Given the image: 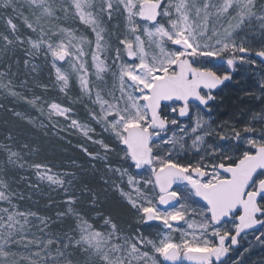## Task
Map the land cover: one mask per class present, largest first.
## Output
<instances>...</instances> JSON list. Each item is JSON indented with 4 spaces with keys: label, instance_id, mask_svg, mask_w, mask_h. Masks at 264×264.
Instances as JSON below:
<instances>
[{
    "label": "snow or ice",
    "instance_id": "6c2138e0",
    "mask_svg": "<svg viewBox=\"0 0 264 264\" xmlns=\"http://www.w3.org/2000/svg\"><path fill=\"white\" fill-rule=\"evenodd\" d=\"M114 15L123 22L115 33L106 27ZM0 21V56L27 45L28 57L50 58L54 84L65 94L70 76H77L81 92L99 106L90 110L91 119L112 140L93 141L104 155L88 153L105 162L109 175L102 182L135 213L136 223L159 222L155 237L126 233L112 214L97 210L100 196L85 184L88 207L102 220L96 228L76 207L77 173L29 163L26 157L38 156L39 145L17 143L9 133L11 143H0V202L7 204L0 207V264H229L226 257L241 234L259 232L255 239L264 244V107L242 128L227 120L214 127L202 114L212 111L214 90L232 79L229 69L256 63L251 41L241 36L245 30L261 38L255 56L264 63V0H0ZM69 21L94 39L65 26ZM22 27L30 34L23 35ZM214 61L227 67L221 72ZM11 75L10 66L0 71V89L36 106L40 97H23ZM260 89V96L245 95L264 105V80ZM45 103L49 118L70 119L91 139L95 129L72 119L70 107ZM171 114L194 119V125L180 126ZM170 125L180 135L168 136ZM117 149L121 163L113 167L108 153ZM25 166L37 181L64 193L66 207L55 220L21 212L14 203L23 193L10 190L4 177ZM29 218L39 222L35 232ZM65 219L74 226L53 233L51 225ZM243 255L232 264H244Z\"/></svg>",
    "mask_w": 264,
    "mask_h": 264
},
{
    "label": "rangeland",
    "instance_id": "374dc122",
    "mask_svg": "<svg viewBox=\"0 0 264 264\" xmlns=\"http://www.w3.org/2000/svg\"><path fill=\"white\" fill-rule=\"evenodd\" d=\"M19 23V21H17ZM122 18L113 16V19L111 22H106V27L110 32H117V25H121V28L119 29L122 31ZM0 26H2L3 29V22L0 21ZM65 26H70L75 29H79V34H84L88 36L90 39H94V36L90 33V31L85 30L83 25H80L77 22L69 21L65 24ZM226 26V25H225ZM21 32L23 35H28L30 33L27 32L26 29L23 27L21 28ZM34 36V34H32ZM241 36H245L247 40L251 41V58L256 60L255 64L249 65L237 62V66L235 70L237 69L239 73L243 76H245L247 79H249L251 82L250 86L246 87V89L252 92H255L256 96H260L261 89H260V83L262 80H264V63L261 62V58L255 56V51H258L261 47V38L259 36H254L250 31L245 30V32L241 33ZM27 48V45H22L18 48H16L14 51L9 52L7 55L0 56V71H9L10 66V72L14 75H11L8 78H11L13 81V84L15 85V90L17 92H20L23 97H26L27 99H33L34 97H40V100L37 101L36 106L30 105L26 102L25 99H21L19 97H11L8 96L3 89H0V106L3 105H9L12 108V112H19L22 113L24 116V120L28 125L34 128L37 132H42L43 134L50 131L53 135L57 136L59 139L66 140L68 137H71L73 141L79 145V147H82V149H87V153H89L90 147L91 149L95 150L96 153H99L100 155H104L103 149L100 147L98 143H93L94 140H104L103 136L108 135L107 133L102 131V127L95 123L91 117H90V110H99L98 105H93L87 96H85L80 89L79 80L77 76L73 73L70 76L69 81V88L67 90V94L59 91V87L54 84L55 82V72L54 69L51 67L50 58L45 59L43 54L35 56V57H28L26 55L25 49ZM87 51V49H86ZM15 52L17 54L15 55ZM15 57V64H11V59H14ZM28 59L29 64L28 66H25L24 60ZM86 59L88 60L89 64L91 63L90 56H87ZM10 60V61H9ZM23 64L22 70L20 71V67L18 68L16 64ZM214 63L217 66H220V71L223 72V70L227 67L223 61H214ZM35 65L36 69L33 71L32 66ZM47 67H49L52 70L53 78H52V87L55 89V92H59L60 95L56 94L55 98H46L37 91L40 86L44 87L47 86L46 82L41 85L39 84L40 81L37 77L39 75V72L42 70H46ZM63 68L71 71L69 66L67 64H63ZM90 72L93 71L91 68L89 69ZM231 69H229L230 71ZM234 71V69H232ZM239 76L237 77V79ZM94 79V77H92ZM108 79L109 84L111 83L110 78L106 77ZM245 80L246 82L248 80ZM49 79H47V82ZM239 81V79L237 80ZM236 81V82H237ZM229 82V81H228ZM45 88V87H44ZM221 89V88H220ZM220 89L218 92L214 93L216 96V102L220 98L221 91ZM58 98V99H57ZM93 99H95V96L93 95ZM60 100V101H58ZM257 101L259 99H256ZM45 102H58L61 103L63 106L70 107L72 109V119L78 120L81 124L89 125L91 128L95 129V132H90L89 136H91V139L86 137L81 129L75 128L71 126V120L65 119L64 117H58V116H52L49 118L48 112H47V104ZM213 102V103H214ZM41 107L44 108L43 114L41 113L40 109ZM204 119L209 120L213 126H217L214 124L213 120L209 118L210 112H207L206 110L203 111ZM195 113L194 111L190 113V116L194 117ZM171 118H177L178 124L180 126H193L194 125V119H190L189 117L186 119H183L181 117H177V114H171ZM34 120L35 126L28 123V120ZM43 123L46 127L40 128V123ZM259 127V125H257ZM239 128V127H238ZM173 131L177 132V135H180L178 128L176 126L170 125V130L167 133L168 136H171ZM109 136V135H108ZM188 141V140H187ZM211 142V141H209ZM0 143H11L10 141H7L5 139L0 138ZM106 143V142H105ZM95 153V154H96ZM119 149H117V152L108 153V162L110 163V156L112 154H115V156H119ZM188 156L192 157L191 154ZM90 158L95 161L96 163H103L104 161L99 159H93L91 156ZM0 159H2V156H0ZM29 163L31 162H44L49 164L52 167V170L54 173H63L65 171L67 172H75L78 171L76 169L70 168V165H66L65 163H53L50 160H43L40 155L34 156V157H26ZM187 159V158H186ZM52 162V163H51ZM63 166H66L63 167ZM120 166V164L118 165ZM68 167V168H67ZM78 175V174H77ZM21 177H24V179H21ZM9 185L10 190L17 192V193H23V199L16 198L14 199V203L18 205V209L21 212H27L32 211L36 212L39 216H47L52 217L54 220L56 219V212L57 211H63L65 209V204L62 203V201L65 199L64 193L60 189L51 188L47 182H39L37 181L34 172L29 169L27 166L25 168H15L8 172L7 176L4 177ZM29 184L37 185L38 187H29ZM85 181L82 177L76 182L75 188H74V194L79 197L78 203L76 205L77 208H79V204L81 202L83 203V209L81 210L86 214V211L89 210L90 214H86L87 218L89 219V222L92 223L96 228L102 227V220L96 216L95 211L91 210L88 205L89 201H85L88 198L91 199V197L85 192L84 185ZM198 199V198H197ZM51 203V206L49 207V204ZM7 204L4 202H0V207H6ZM194 207L196 205H193ZM80 209V208H79ZM98 209V207H97ZM31 221V224L33 225L32 231H36L35 225L39 222L35 220L34 218H29ZM149 225H154L156 228L152 230L153 234H146L143 232L141 228H134L132 231H125L128 234H135L137 230L142 232L145 236L148 237H155L156 231L158 229L159 222H150ZM147 225V226H149ZM69 226H74L71 219H65L63 223H57L51 225V231L55 234L62 235L64 232L68 230ZM259 232H252L251 234L247 235L243 238L242 241V252L243 255V261L244 264H264V244H261L259 241L255 239L256 235H258ZM248 249L247 252L244 250ZM237 256V254H236ZM239 257L236 259H240Z\"/></svg>",
    "mask_w": 264,
    "mask_h": 264
},
{
    "label": "trees",
    "instance_id": "16d2710c",
    "mask_svg": "<svg viewBox=\"0 0 264 264\" xmlns=\"http://www.w3.org/2000/svg\"><path fill=\"white\" fill-rule=\"evenodd\" d=\"M0 30H3L2 26H0ZM16 54L17 52H15V55ZM14 61L15 57L11 59L10 63L15 64ZM16 65H18V68L20 67V71H23L22 63ZM238 74L239 81L236 79V82L234 71H232V79L220 89L221 93H219V100L214 103L212 102V111L209 114V118L213 120L215 125H219L222 121L227 120L230 124H236L237 127L242 128L245 123L250 121L253 112H258L261 107H264L260 100H256L255 96L245 95V93L248 92L246 87L250 86L251 82H249L250 80L245 76L240 73ZM37 77L40 81L39 84L43 85L46 82L47 85V88L40 86L41 88L37 91L40 95L46 98H55L54 96L56 94L60 95L59 92H55V89L52 87L51 82L53 73L49 67H47L46 70L40 71ZM47 79H49V82H47ZM246 79L248 80L247 82L245 81ZM10 109L12 110L9 105L0 106L1 139H5L10 133L17 143L27 142L30 144H38L41 149L39 155L43 160H50L58 165L59 163L70 165V168L78 171V176L84 179L87 187L99 194L98 211L104 215L112 214L124 231H132L134 228L138 227L146 234H153L152 230L156 227L154 225L147 226L142 223H136L135 213L118 198L117 194L110 190L109 185H105L102 182V177L109 175L105 168V164L93 161L88 153L85 152L82 147H79L71 137L63 140L53 135L50 131L48 134L35 131L34 128L28 125L24 120L15 116ZM103 137L106 143H112L110 136L106 135ZM190 144L191 140L189 139L187 145ZM88 150L89 153H96L91 147ZM186 158L191 159L192 157L185 156L184 159L187 160ZM110 163L113 167L118 166L121 163L120 157L112 154L110 156ZM63 167L66 168V166ZM105 189L109 190L105 191ZM85 201H90V198ZM78 207L83 209V203L81 202ZM86 214H90V211L87 210ZM129 225H131V227H129Z\"/></svg>",
    "mask_w": 264,
    "mask_h": 264
},
{
    "label": "flooded vegetation",
    "instance_id": "af4514ba",
    "mask_svg": "<svg viewBox=\"0 0 264 264\" xmlns=\"http://www.w3.org/2000/svg\"><path fill=\"white\" fill-rule=\"evenodd\" d=\"M231 74H232V69L230 70ZM239 71L236 69H234V77H235V81L237 79V77L239 76ZM218 92V91H217ZM214 94V93H213ZM252 232L249 231L247 235L251 234ZM247 235L242 234L239 238H238V243L237 245H233L232 249L230 250L228 257H226V259L229 260V264H232V260H236L239 257V254L242 252V241L243 238L246 237ZM237 254V256H236Z\"/></svg>",
    "mask_w": 264,
    "mask_h": 264
},
{
    "label": "water",
    "instance_id": "95a60500",
    "mask_svg": "<svg viewBox=\"0 0 264 264\" xmlns=\"http://www.w3.org/2000/svg\"><path fill=\"white\" fill-rule=\"evenodd\" d=\"M227 82H228V81H225L224 84H226ZM224 84H223V85H224ZM223 85H221V86H223ZM221 86H219V88H220ZM219 88H218V89H219ZM218 89L214 90V92H216ZM181 118L186 119V118H188V117H181ZM169 128H170V126H169ZM241 235H242V234H241ZM238 238H239V237H238ZM238 238H237V239H238Z\"/></svg>",
    "mask_w": 264,
    "mask_h": 264
}]
</instances>
